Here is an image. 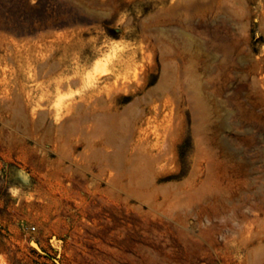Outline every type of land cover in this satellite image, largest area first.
<instances>
[{
    "label": "rangeland",
    "instance_id": "374dc122",
    "mask_svg": "<svg viewBox=\"0 0 264 264\" xmlns=\"http://www.w3.org/2000/svg\"><path fill=\"white\" fill-rule=\"evenodd\" d=\"M222 1L0 0V264H264V0Z\"/></svg>",
    "mask_w": 264,
    "mask_h": 264
},
{
    "label": "bare ground",
    "instance_id": "6f19581e",
    "mask_svg": "<svg viewBox=\"0 0 264 264\" xmlns=\"http://www.w3.org/2000/svg\"><path fill=\"white\" fill-rule=\"evenodd\" d=\"M193 1V0H192ZM211 1V0H210ZM213 1V0H212ZM216 1H214V3H215ZM209 4V3H208ZM226 4V0H223L222 2H221V6H224ZM234 4V3H233ZM201 6V5H200ZM212 7V6H211ZM232 9V8H231ZM230 10V9H229ZM233 10V9H232ZM234 11V10H233ZM220 14V13H219ZM190 43V42H189ZM180 72V71H179ZM170 82V81H169ZM169 87V86H168ZM179 92V91H178ZM94 96H90V97H88L85 101H86V103H90V98H93ZM93 100V99H92ZM93 102H95L96 104V106L98 105V104H104L105 103V100H104V98H102V97H97V98H94V101ZM136 103V102H135ZM91 104V103H90ZM78 105V104H77ZM94 105V104H93ZM100 106V105H99ZM83 106H81V108H82ZM92 107V106H91ZM160 108H161V106H160ZM96 109V108H95ZM133 110V109H132ZM91 111V110H90ZM134 111V110H133ZM137 111V110H136ZM135 112V111H134ZM139 112V111H138ZM233 114V113H232ZM100 116V115H99ZM81 118V117H80ZM222 118V117H221ZM82 119V118H81ZM224 120V119H223ZM89 121V120H88ZM174 122V121H173ZM230 127V126H229ZM98 130V129H97ZM172 132V131H171ZM206 184V183H205ZM210 188V187H209Z\"/></svg>",
    "mask_w": 264,
    "mask_h": 264
},
{
    "label": "water",
    "instance_id": "95a60500",
    "mask_svg": "<svg viewBox=\"0 0 264 264\" xmlns=\"http://www.w3.org/2000/svg\"><path fill=\"white\" fill-rule=\"evenodd\" d=\"M39 251H41V250H39ZM58 264V263H57Z\"/></svg>",
    "mask_w": 264,
    "mask_h": 264
}]
</instances>
